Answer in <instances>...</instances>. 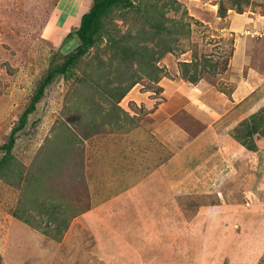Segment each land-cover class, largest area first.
Returning <instances> with one entry per match:
<instances>
[{
	"label": "rangeland",
	"instance_id": "1",
	"mask_svg": "<svg viewBox=\"0 0 264 264\" xmlns=\"http://www.w3.org/2000/svg\"><path fill=\"white\" fill-rule=\"evenodd\" d=\"M222 1L223 15L218 13L220 0H133L145 2L149 11L154 10L150 5H156L155 20L167 28L164 35L150 34L146 13L141 17L130 12L122 19L115 12L111 26L120 32L116 36H124L122 43L151 47L154 56L148 64L155 69L140 70L136 62L125 63L104 41L79 60L78 79L54 76L12 146V164L23 174H32V181L20 186L13 176L0 178V264H233L235 250L231 253L230 247L242 238L233 230L250 240L263 230L264 136L246 139L253 148L248 151L241 141L252 120L264 132L263 80L234 115L219 119L213 138L206 137L214 142L209 161L200 152L209 139L190 144L167 138L168 149L158 141L156 129L145 126L146 118L148 123L154 121L152 113L166 93L179 91L181 81L199 87L201 98L208 93L206 84L226 92L240 77L253 73L251 66H258L247 57L238 60L235 49L249 45L254 54L259 42L236 24L238 19L253 23V17L260 21L264 0H243L242 12L229 0ZM89 6L78 7L76 0H0V145L18 124L39 81L76 46V38L67 35ZM161 36L170 37L162 41ZM192 73L194 80L185 79L184 74ZM187 97L179 98L174 107L181 124ZM208 100V104L217 101L213 96ZM188 124L181 129L190 140L199 127ZM119 143L125 148L118 151ZM181 143L184 149H177ZM244 149L246 154L241 153ZM125 150L132 154L121 155ZM101 171L121 174L119 178L131 176L126 187L139 196V203L148 200L149 205L154 200L155 210L149 208L146 215V206L136 201L131 214L120 206L113 207V213L111 208L103 211L112 225L108 220L106 225H93L79 219L90 208L93 177ZM162 190L170 191L173 199L162 197L158 193ZM214 202L223 205L212 209ZM51 204L63 220L50 217ZM205 205L210 216L214 209L230 216L228 222L204 225L210 219ZM15 210L31 223L14 217ZM95 213L89 216L99 221L102 213ZM239 213L242 216L236 220ZM158 216H163L164 225ZM243 255L242 264H264V242H252Z\"/></svg>",
	"mask_w": 264,
	"mask_h": 264
},
{
	"label": "crops",
	"instance_id": "2",
	"mask_svg": "<svg viewBox=\"0 0 264 264\" xmlns=\"http://www.w3.org/2000/svg\"><path fill=\"white\" fill-rule=\"evenodd\" d=\"M77 1V5L78 7L81 6L82 4L85 3H89V5H91L92 0L90 2V0H76ZM90 8V6H89ZM89 10V9H88ZM263 15V14H262ZM254 18V19H253ZM253 23L250 21L248 22L243 21L238 19L237 20V24L236 26L239 28H243L244 30H248V32H250V34L252 36H255L257 39V42H259V47L258 50H256V53L251 54L248 50H249V45L248 47H238V49H235L236 52L238 53V55H240V58H238V60L243 59L244 60H254L256 65L258 64V66L260 67H255L254 65L251 66V68H253V73H248L247 76H245V78L240 77L239 81L237 83L234 84L233 89L230 87L226 92L224 91H216L214 89V85L212 83L206 84L207 87V91L208 93H206L205 95H202L203 97L200 98L201 96V92L199 91L200 88H195L194 85L191 86H187L188 83L181 81L180 82V86L177 88V90L179 89V91H175L173 90V93H166V97L165 100H163L160 104H158V107L156 109V111L154 113H152L153 116V122L152 123H148L149 120L148 118L145 119V124L147 122V124L145 125L148 128H155L156 131V136L158 138V141L162 140L163 141V145L166 146L168 149L169 146H167V143H165L166 139H173L176 141H179L177 139L180 140H186L188 141L190 144L192 143H196V141L200 139H209V143H205V145L200 146L201 149V157L202 159H204L205 161H209V151H212L211 147H213L214 142L212 143V138L213 135L216 134V126L217 123L219 121L220 118L222 117H226V116H231L232 113L234 115V112L236 110V107L244 102V100L249 97L251 94H253L257 88L260 86V84L262 83L261 81L263 80L264 82V15L261 16L258 20V18L253 17ZM80 21V20H79ZM79 22L77 23H73L71 24V26H78ZM75 27V28H76ZM236 27V28H237ZM251 29H253L251 31ZM247 33V32H245ZM257 33V35H255ZM245 39V38H244ZM247 42L249 39H245ZM247 44V43H246ZM247 48V49H246ZM263 48V50H262ZM262 50V51H261ZM245 52V53H244ZM262 52V55H261ZM257 55L262 56V58H257ZM247 57V58H245ZM255 58V59H254ZM251 72V71H250ZM243 78V79H242ZM261 82V83H260ZM177 87V86H176ZM201 89L204 91V86L202 84H200ZM172 88V85H171ZM175 86L172 88L174 89ZM181 88V89H180ZM199 91V93H198ZM168 94V97H167ZM187 97V103L185 104V109L187 111L185 115V122L179 123V120L176 117V111H175V105L177 102H179L180 100H178L181 97ZM213 96L215 97V99H217V101H213L212 104H208L207 100L208 97ZM167 98V99H166ZM209 101V100H208ZM180 109V108H179ZM189 121V122H188ZM191 127V126H196L197 124V128L199 129V131L197 132V134L195 136H193V138H191L189 140L188 138V132L181 129V125H183L184 123H186ZM143 128V127H142ZM192 128V127H191ZM144 129V128H143ZM196 131V130H194ZM169 134V135H167ZM212 135V138H206L208 135ZM205 136V137H204ZM204 137V138H203ZM152 143L154 141H151ZM128 143V142H126ZM183 143V142H182ZM182 143L178 146L177 149H184V145H182ZM158 144V142H157ZM149 145V144H148ZM152 145V144H151ZM182 145V146H181ZM197 145V144H196ZM136 147L141 150L137 145ZM115 148L116 150H121L124 149L125 147H123L122 143L119 144H115ZM198 148V146L196 147ZM205 149V150H204ZM248 151V150H246ZM242 151V154H246L247 152ZM125 152H128V150H125L124 152H122L121 155H124ZM129 155L132 154L131 152H128ZM124 158V157H123ZM126 159V157H125ZM128 161V160H127ZM198 161H202V160H198L196 159V162ZM123 162V161H119ZM235 162V161H234ZM102 163V161H100V164ZM128 163V162H126ZM209 163V162H208ZM209 165V164H208ZM208 168V167H207ZM100 171V170H99ZM99 173V172H98ZM101 174V175H100ZM105 175L108 176V178H105ZM121 175V174H120ZM120 175L116 176H112L111 174L108 173H103L101 171V173L98 174V176H94V187L95 190L90 191L89 195L91 198V203H90V208L86 209L84 212H82L80 214V216L78 217L79 219H84L86 222L92 223L93 225H106V221L108 220L111 224L114 221L109 220L107 218L104 217L103 211H106L107 209L111 208V212L113 213V207H122V208H126L127 211L130 212V214L132 213V211L136 210L133 209V204L136 203V201L139 203L138 198L139 196L136 195L134 193V190L131 191V189H129L128 187H126L128 184H130V180H131V176H127V177H120ZM117 178L121 181V183H123L121 186L120 184L116 181ZM126 179H128V183L126 184L125 181ZM164 182V181H162ZM173 182V181H171ZM114 187V190L112 189ZM105 193H108V195H105ZM140 192H138L137 194H140ZM162 195V197H166V195L171 196L173 199V195H171L170 191H165L162 190L160 192H158ZM174 193V191H173ZM175 194V193H174ZM179 196V195H178ZM182 199L186 200L187 196L182 195L181 196ZM159 198V197H157ZM94 199V200H93ZM175 204L174 207L177 205V209H179V202H176L174 200ZM219 203V204H218ZM217 204L212 203L211 208H219L221 204L220 202H218ZM139 204H142L141 206L144 207L146 206L145 214L148 215L147 210L149 208H152L153 210H155L156 207V202L154 200H152V202H150V204L148 205V200L144 201L142 200ZM237 205V204H236ZM240 207V205H237ZM201 207V206H199ZM207 205H205V213H207ZM159 208H161L159 206ZM170 208V207H168ZM172 209L170 210V213H174V208L171 207ZM241 209V208H240ZM139 210V209H138ZM169 209H166V211H168ZM192 212H194L195 208L191 209ZM94 212H97L99 214V212L102 213L99 214L101 217L99 221L95 220L92 216ZM107 212V211H106ZM129 212H127V214H129ZM152 212V210H151ZM95 213V214H97ZM216 210L214 209L213 214L211 216L209 215V213H207L209 215V221L205 222L204 225H222L221 223L223 222V220H225L226 222H228V219L230 218V216H226L223 215L224 213H219L216 214ZM160 215V214H159ZM242 216L241 213L238 214V216L236 217V220L239 219V217ZM160 221V224L164 225L165 223L162 222L163 216H158ZM181 217V216H180ZM208 217V216H206ZM104 221L103 224H100L98 222ZM197 221V220H195ZM240 220H239V225H240ZM245 223V222H243ZM122 224V223H121ZM261 224V223H259ZM112 225V224H111ZM264 227V223L261 224ZM208 230H210L212 232L213 229H211V227L208 228ZM235 231V235L237 236H242V238H240L239 240L235 239L237 244H234V247H230L231 253H232V249L235 250V253L233 255V264H242L243 260H244V255H243V250L247 249V246H250L252 244V242H258V241H262L264 242V228L263 231H260V234L263 232L262 235H258L259 231H256V238H252L253 240H250L248 238L244 239V234H242L241 232L237 231L236 229L233 230ZM211 233H209L207 236H205V243L206 245H209V238H210ZM233 235V234H232ZM235 235H233V238H235ZM249 237V236H248ZM200 238V237H199ZM229 242H232L231 240H229ZM228 242V245H229ZM234 242H232L233 244ZM241 251V252H240ZM252 251V250H251ZM249 251V252H251ZM240 253L239 256L236 255V253ZM247 253V252H246ZM258 253V251H257ZM250 254V253H249ZM241 257V258H239ZM248 257L250 258L251 256L248 255ZM239 258V259H238Z\"/></svg>",
	"mask_w": 264,
	"mask_h": 264
},
{
	"label": "trees",
	"instance_id": "3",
	"mask_svg": "<svg viewBox=\"0 0 264 264\" xmlns=\"http://www.w3.org/2000/svg\"><path fill=\"white\" fill-rule=\"evenodd\" d=\"M229 1L231 2V4H233L237 12H242L241 3L243 0ZM150 6L152 8L154 7L153 11H149V9H147L148 5L145 2L135 4L133 0H92L89 10L82 14L79 25L67 35L68 38H76V46L73 48V50H71L64 56L61 64L49 70L48 73L39 81L38 87L31 97L29 104L25 107L22 114L20 115L18 124L11 128L8 140L0 145V149L3 150V154L0 157L1 179H3V177L13 176V178L16 179L18 185L20 186L21 184L23 186L30 184V182L32 181V174H23L21 169H18V167H15L12 164L14 156L11 151L15 141V135L25 126L28 115L34 111L36 104L44 94L46 86L52 82L54 76L62 75V78H64L65 80L77 78V74L75 72L77 63L86 53H88L91 48L98 46L105 41L106 47L113 48L117 54L125 58V63L129 64L136 62L137 64H139V68H141L140 70L143 69L150 71L151 69L156 68L155 65L148 64V61H151L149 59H152V56H154V52L151 47H148L147 45H140L138 47L122 43L121 41H125L123 39L124 36H116L120 32L117 31V29H115L113 25L111 26L113 15L115 12L119 13L120 18L122 19H126L127 14L130 12H132L134 15L141 14V17H144L146 13V23H149L151 28L149 31L150 34L160 36L163 32H166L167 28L163 23L157 21L158 19L155 20V12L158 11L156 5L152 4ZM224 11L225 8L223 1L220 0L218 13L223 15ZM150 12L153 13L150 15ZM170 33H172V31ZM169 37L170 36H161L160 38L162 41H165V39L168 40ZM142 63H144V66L141 65ZM194 74L195 73H192V75L184 74L185 79L189 81L194 80ZM133 82L134 81L129 84L127 89L131 87ZM123 95L124 91L120 94V97H122ZM251 123L252 124H250L244 132V138L241 139L242 143L246 145L247 150H252L253 148L249 144L247 145L245 143L246 139L248 140L252 138L254 134H260L261 136H264V132L258 129L256 122L252 120ZM33 177L34 179L36 178L35 176ZM53 207L54 204H51L50 217L56 220L59 217L55 215L54 212L56 210H54L55 207ZM13 215L17 219L22 220L27 224L31 223L32 221L29 217H23V213L19 212L18 210H15L13 212Z\"/></svg>",
	"mask_w": 264,
	"mask_h": 264
},
{
	"label": "bare ground",
	"instance_id": "4",
	"mask_svg": "<svg viewBox=\"0 0 264 264\" xmlns=\"http://www.w3.org/2000/svg\"><path fill=\"white\" fill-rule=\"evenodd\" d=\"M263 231V230H262ZM259 234L258 235H262L263 234V232L260 234V232H258ZM259 243H261V241H259Z\"/></svg>",
	"mask_w": 264,
	"mask_h": 264
}]
</instances>
